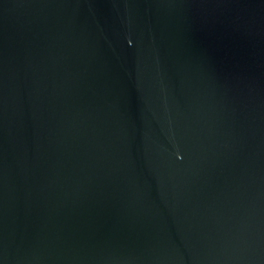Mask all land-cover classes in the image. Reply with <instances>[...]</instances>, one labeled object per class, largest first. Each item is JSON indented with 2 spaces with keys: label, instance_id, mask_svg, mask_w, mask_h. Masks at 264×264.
Segmentation results:
<instances>
[{
  "label": "water",
  "instance_id": "95a60500",
  "mask_svg": "<svg viewBox=\"0 0 264 264\" xmlns=\"http://www.w3.org/2000/svg\"><path fill=\"white\" fill-rule=\"evenodd\" d=\"M0 264H264V0H0Z\"/></svg>",
  "mask_w": 264,
  "mask_h": 264
}]
</instances>
